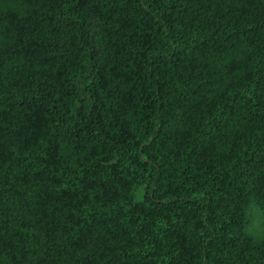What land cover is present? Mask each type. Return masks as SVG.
I'll list each match as a JSON object with an SVG mask.
<instances>
[{
    "label": "trees",
    "instance_id": "16d2710c",
    "mask_svg": "<svg viewBox=\"0 0 264 264\" xmlns=\"http://www.w3.org/2000/svg\"><path fill=\"white\" fill-rule=\"evenodd\" d=\"M0 264H264V0H0Z\"/></svg>",
    "mask_w": 264,
    "mask_h": 264
}]
</instances>
